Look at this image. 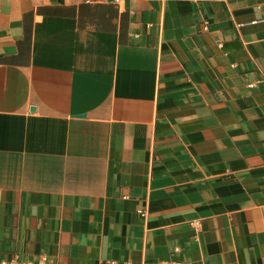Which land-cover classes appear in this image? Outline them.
I'll list each match as a JSON object with an SVG mask.
<instances>
[{
  "label": "crops",
  "instance_id": "crops-1",
  "mask_svg": "<svg viewBox=\"0 0 264 264\" xmlns=\"http://www.w3.org/2000/svg\"><path fill=\"white\" fill-rule=\"evenodd\" d=\"M170 261L264 264V0H0V264Z\"/></svg>",
  "mask_w": 264,
  "mask_h": 264
},
{
  "label": "built area",
  "instance_id": "built-area-1",
  "mask_svg": "<svg viewBox=\"0 0 264 264\" xmlns=\"http://www.w3.org/2000/svg\"><path fill=\"white\" fill-rule=\"evenodd\" d=\"M207 28H205L206 30ZM140 215L142 216H146V212L141 210L139 211ZM195 228H197L199 226V223H194L192 224ZM158 264H190V263H186V262H182V261H170V262H161V263H158Z\"/></svg>",
  "mask_w": 264,
  "mask_h": 264
}]
</instances>
